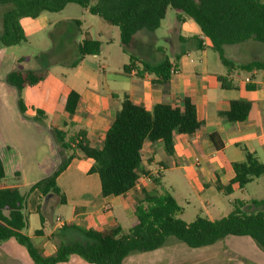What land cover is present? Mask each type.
Masks as SVG:
<instances>
[{
	"label": "crops",
	"instance_id": "obj_1",
	"mask_svg": "<svg viewBox=\"0 0 264 264\" xmlns=\"http://www.w3.org/2000/svg\"><path fill=\"white\" fill-rule=\"evenodd\" d=\"M41 17H44V12L34 18ZM165 17H167V11ZM72 19L75 18L55 23L72 25ZM92 19L98 27L99 34L105 40H109L114 32V26L104 22L100 17ZM175 23L178 28L177 42L172 45L170 56L163 54L160 60L152 61L142 54L133 55L138 60L152 64L167 58L177 72L170 74L166 81L147 72L138 75V70L141 68L138 60L133 62L128 72L123 71V66L128 63H125V58L121 56L117 64L110 63L108 56L105 55H102V61H99L98 55L102 53L103 45L102 39L97 38L101 41L100 52L85 56L76 66L69 65L70 69L48 68V73L42 81L26 86L20 92L8 90L4 95L5 89L0 88V158L5 171L0 187H17L21 190L20 188L32 186L38 180L50 175L60 164L62 157L66 158L73 152L75 154L66 168L57 176L56 182L65 195L66 203L64 204L67 206L71 205L72 200L65 188L60 185L67 184L66 189L77 191V205L65 216L55 214L53 206L59 203L56 196L57 199L47 205L48 212L51 209L54 212L52 224L55 228L53 227L52 230L61 229L57 218L62 220L63 226L68 224L73 229L75 226L84 230L111 228L117 225L122 227L118 222V208L124 211L126 217L132 222L134 199L142 196L143 191L152 193L155 185L160 183L161 176L167 174L175 175L179 184L190 182L193 185L203 196L200 204L209 219L222 217L232 209H223L221 195L241 196L235 197L233 202L235 200L246 202L248 210L264 209V193L262 192L264 173L252 179L243 188L233 187L230 193H226L223 189L235 175L233 163L244 159L245 150L264 165V70L244 71L236 68H222L225 65L218 54L215 56L214 52L208 50L214 51L209 38L202 34L199 26L191 18L177 13ZM142 31L144 32L140 33L144 34L140 35L144 40L148 37L157 39L156 30ZM75 32L71 27L66 29L67 40L72 42L76 50L70 64L76 59L78 44L84 36V34L76 35ZM81 32L82 30L80 34ZM137 33L139 31L133 35L130 44ZM85 34L91 37L89 31ZM160 49L157 43L152 45L153 51L157 52ZM195 50L196 55L193 54ZM90 56L93 58H87ZM227 59L233 61L235 65L255 60L264 62V56L249 60H241L238 57ZM18 60L23 61L22 58ZM87 64H90L91 68L86 67ZM44 68L43 63L34 61L27 62L18 69ZM13 69L17 68L11 70ZM221 77L226 78L224 83L227 86L221 85ZM70 91L76 92L79 96L72 114L65 108V97ZM124 95L147 110H151L162 100L181 106L183 99L188 97L194 104L197 118L202 125L192 134H175L172 154L166 153L161 140L145 141L141 148L142 172L138 178L139 185L124 195L102 197L99 177L97 173L90 170L93 160L77 150L66 149L63 143L82 134L90 144L100 146ZM19 97L22 101L21 107L18 104ZM234 100L249 103L248 114L243 121H228L222 115V112L227 111L230 102ZM53 130L64 136L62 142L60 139L59 142L54 139ZM211 133L216 134L217 143L220 144L218 148L208 137ZM42 135L44 139H41ZM39 151H44L46 155L42 161L44 163L36 158ZM47 153H49L48 156ZM40 166L44 168L45 175L28 181L27 176L34 175L35 168ZM144 175L151 176L152 181L143 179ZM154 178L158 179L157 184L153 181ZM174 183L177 184L169 180L171 189L175 186ZM238 190L242 191L241 195H237ZM90 194L94 200L88 198ZM26 199L31 201L28 218L32 217L33 228L30 233L24 230L22 233L30 238L34 246L41 249L43 255H51L55 252L58 242L54 240L51 233H47L49 221L42 224L37 212V207L40 203L42 205L43 200L41 201V196L36 189H31ZM252 200H258L261 203L259 206L250 205ZM228 202L233 205L230 199ZM213 213L220 215L214 217ZM38 229L42 230L39 235L35 234ZM68 236L70 235H64V238ZM4 242L0 243L3 249L0 252V264H27L12 251V243ZM163 246L143 253H155ZM130 256L131 253L124 258L122 264H137L130 262ZM141 257L137 256V258ZM79 261L69 257L68 261L59 264H81Z\"/></svg>",
	"mask_w": 264,
	"mask_h": 264
},
{
	"label": "trees",
	"instance_id": "obj_2",
	"mask_svg": "<svg viewBox=\"0 0 264 264\" xmlns=\"http://www.w3.org/2000/svg\"><path fill=\"white\" fill-rule=\"evenodd\" d=\"M68 3L84 7L89 13L97 15L104 22L117 26L122 50L127 51L133 35L140 30H156L166 15L168 8L178 14L191 18L200 28L202 34L209 38L211 48L218 54L221 62L228 69L236 68L244 71L264 70L263 61H251L235 65L223 53L225 45L247 40L264 41V1L262 0H0V5L8 4L1 16L0 48L19 44L25 40L20 25L21 17H37L44 11L57 12ZM80 25L77 19L72 20ZM78 27V26H77ZM80 34V29L75 30ZM101 41L84 34L78 44L76 59L70 66H76L85 56L98 54ZM123 66L128 72L134 61ZM140 70L159 76L166 81L170 76L172 64L164 58L157 64L138 60ZM48 69L24 70L13 69L5 76V81L21 91L43 80ZM225 85L226 78H220ZM78 94L70 91L65 97L66 111L72 114L78 101ZM21 107V98H18ZM249 103L243 100L230 102L229 109L222 112L228 121L246 119ZM202 125L197 118L194 104L188 97L182 105H172L167 100L155 104L151 110L134 103L124 95L120 107L115 113L111 125L107 128L100 146L88 142L82 134L69 142L63 143L66 149L77 150L85 157L93 160L91 171L97 173L100 180V196L124 195L133 189L141 169V148L145 141L161 140L166 153H173V137L175 134H192ZM58 139L64 136L53 130ZM215 147H219L216 134L208 135ZM73 144V146H72ZM74 152L63 158L56 169L48 176L35 182L31 189H36L41 201L51 194L57 196L61 204L66 203L65 195L57 185V176L66 168L74 157ZM235 172L232 180L223 187L230 193L233 187L243 188L252 179L264 173L262 165L256 157L244 151V159L233 163ZM5 177L2 159L0 158V181ZM153 181L157 184L158 179ZM26 195L17 187H0V243L7 239H15L24 246L28 256L35 264H59L68 261L70 255H76L88 264H122L124 258L133 252L152 251L163 246L168 237L173 236L188 247L211 245L228 235L247 236L253 239L264 252V209L248 210L246 202L235 200L232 209L224 216L209 219L196 216L186 222L176 215L181 207L170 191L162 194L142 192V196L134 199L133 221L127 230L119 225L104 229H87L82 231V240L60 241L53 254L45 256L30 238L22 233L27 225V216L23 212ZM261 202L252 200L250 205L259 206ZM42 224L47 223L41 203L37 207ZM66 224L61 229H66ZM38 229L35 234L39 235Z\"/></svg>",
	"mask_w": 264,
	"mask_h": 264
},
{
	"label": "rangeland",
	"instance_id": "obj_3",
	"mask_svg": "<svg viewBox=\"0 0 264 264\" xmlns=\"http://www.w3.org/2000/svg\"><path fill=\"white\" fill-rule=\"evenodd\" d=\"M96 1L97 0H90V3L93 4ZM8 6V4L0 5V31L1 16ZM176 15L177 13L172 8H168L167 17L162 19L160 26L155 31L157 39H151V37H148L144 40L142 37L144 33H140L144 31L141 30L135 35L132 43L128 44L126 52L122 50L120 44L118 27L114 26V32L111 35V38L109 40H105V38L99 34L98 27L92 19H99V17L89 13L86 8L81 7L78 4L68 3L62 10L57 12L44 11V17L39 19L21 17L19 22L23 28L25 40L16 45L0 48V88L3 90L5 89L4 95H6L8 90L10 92L16 90L17 92V89L14 86L5 81V75L12 68H20L27 62H41L47 69H55L59 67L70 69V61L73 60L76 50L72 42L67 40L66 29L68 27H71L74 30L77 28L82 30L81 34H78L79 36L89 31L93 39H102L103 49L102 53L98 55L99 61H102L101 56L105 55L108 56L110 63L117 64V60L121 56L125 58V63H129L130 56H133L134 54H142L147 59L158 61L163 57V54L170 56L172 45L177 42L176 36L178 28L175 23ZM71 18L78 19L80 21V25L75 24L73 21H71L72 25H68V23H55L56 21H63ZM154 43H157L160 46L161 51L158 50L155 52L152 50V45ZM208 50L209 52H214L215 56H217L215 51H212L211 49ZM195 51L193 52L194 55L197 54V51ZM223 53L226 58L238 57L241 60H249L258 56L263 57L264 41L248 40L231 45H225L223 47ZM19 58H22L23 61H19ZM87 58L93 57L90 56ZM86 67L91 68V65L87 64ZM222 68L226 69L225 66ZM52 135L54 136V139L59 142L57 136L55 134ZM48 136L50 135L48 134ZM44 138L45 137L42 135L41 139ZM65 140H67V137H65ZM48 155L49 153H47V156ZM45 156L44 151H39L36 158L39 162L44 163L42 161ZM62 159L63 157L61 160ZM44 175V168L40 166L35 168L34 175H28L27 177L28 181H30L31 179H37L43 177ZM160 180V183L155 185V190L152 193L162 194L165 190L170 191L175 197L178 205L181 207V212L176 215L177 217L186 222L192 221L197 215L207 217L208 214H206L204 208L200 204V199H203V196L199 194L190 182L179 184L177 177L173 174H170V176L169 174L165 176L162 175ZM169 180L176 182L178 185L174 183L175 186L171 189L168 184ZM60 186L65 188L72 202L70 206L56 203L53 208L55 214H62L65 216L69 210H73L77 205V191L75 189H66L67 184H61ZM30 188L31 186L20 188V191L21 193L28 195ZM262 192L264 193V183L262 185ZM241 194L242 191L238 190L237 195ZM235 197L241 196H235V194L221 195V205L223 206V209L230 210L232 208V203H229L228 199L233 202ZM88 198L94 200V198L91 197V194ZM56 199V196H49L46 204V212H48L47 205L52 204ZM30 207L31 201L26 199L23 212L27 216V225L24 232L28 233H30L33 228V219L32 217L28 218ZM117 213L118 222L124 230H127L131 219L126 217V214L124 211L120 210V208H118ZM213 215L214 217H218L220 214L213 213ZM53 227L55 228L54 224L48 225L47 233H51L54 240L58 243L60 241L65 242L83 239L81 232L84 229L79 226H75L74 229L68 227L66 229L52 230ZM67 234L70 236L64 238V235ZM32 241H34V239H32ZM5 242L12 243V251L21 257L23 262L27 264H35L28 257L24 246L18 244L13 239L5 240ZM2 250V247H0V252H2ZM137 256L142 257L137 258ZM69 257L71 259H79L81 264H88L76 255H70ZM129 258H131L130 262L137 264H264V252L258 247L256 242L250 237L237 235H228L211 245L195 248L188 247L183 242L178 241L173 236H170L167 238L162 249H159L155 253L133 252Z\"/></svg>",
	"mask_w": 264,
	"mask_h": 264
},
{
	"label": "water",
	"instance_id": "obj_4",
	"mask_svg": "<svg viewBox=\"0 0 264 264\" xmlns=\"http://www.w3.org/2000/svg\"><path fill=\"white\" fill-rule=\"evenodd\" d=\"M51 194H48L44 197V200L42 202V205H41V211L43 212L44 216L46 217V219L49 221L50 224H52L53 222V209H51L49 212H46V204H47V201H48V198Z\"/></svg>",
	"mask_w": 264,
	"mask_h": 264
},
{
	"label": "built area",
	"instance_id": "obj_5",
	"mask_svg": "<svg viewBox=\"0 0 264 264\" xmlns=\"http://www.w3.org/2000/svg\"><path fill=\"white\" fill-rule=\"evenodd\" d=\"M176 72H177V69L176 68H171L170 69V74H175ZM143 179H145L148 182H151L152 181V177L149 176V175H144L143 176ZM138 185H139V180H137V182H136V184H135L134 187L136 188V186H138ZM57 223H58V225H59L60 228H62V226L64 225V223L62 222V220L60 218H57Z\"/></svg>",
	"mask_w": 264,
	"mask_h": 264
}]
</instances>
